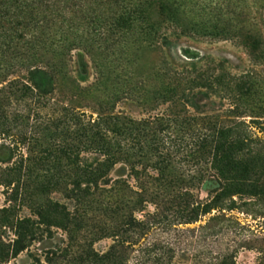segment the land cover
Returning <instances> with one entry per match:
<instances>
[{
    "label": "trees",
    "instance_id": "1",
    "mask_svg": "<svg viewBox=\"0 0 264 264\" xmlns=\"http://www.w3.org/2000/svg\"><path fill=\"white\" fill-rule=\"evenodd\" d=\"M180 38L229 41L251 67L178 63ZM263 68L264 0H0V264H182L180 227L215 212L214 234L234 198L264 197ZM118 164L134 186L110 178ZM208 176L220 186L201 200ZM53 229L58 244L34 247Z\"/></svg>",
    "mask_w": 264,
    "mask_h": 264
},
{
    "label": "rangeland",
    "instance_id": "2",
    "mask_svg": "<svg viewBox=\"0 0 264 264\" xmlns=\"http://www.w3.org/2000/svg\"><path fill=\"white\" fill-rule=\"evenodd\" d=\"M171 55L178 63L182 64L197 61L201 57H210L214 60H227L232 67L240 65L245 66V68L251 67L243 50L233 46L229 41L196 42L187 38H180L171 50ZM72 60L74 69L77 68L80 61L86 65L85 84L92 83L96 77V71L91 67L86 56L80 51H75L72 54ZM257 70L261 69L257 68ZM115 111H120L135 118L144 116L142 109L130 100H119L116 103ZM251 130L256 136L263 139L264 132L256 127ZM259 153L264 156V150ZM110 178L113 180L125 179L131 186L135 184L133 179L128 176V168L123 164H118L112 169ZM219 186L220 183L215 176H208L197 190V195L201 200H205ZM52 198L69 205L68 201L59 194L52 195ZM234 199L237 208L226 212L229 221L219 224L216 227V233L209 234L210 231L200 228L215 212L202 217L194 224L179 228L182 235L187 236L181 245V249L185 252L183 253V259L179 260L182 264H205L207 258L211 257L213 253H230L232 251H235L238 264H258V251L264 250V197L261 199L247 197ZM4 204V196L2 189H0V207ZM148 210H152V208L149 207ZM190 230H194V232H190ZM52 236L50 240L46 239L34 247L44 249L56 243L58 244L64 238L63 232L59 229H53ZM110 244V239H103L94 244V249L102 252ZM34 247L32 251H34ZM29 263L30 260L26 252L10 262V264Z\"/></svg>",
    "mask_w": 264,
    "mask_h": 264
}]
</instances>
